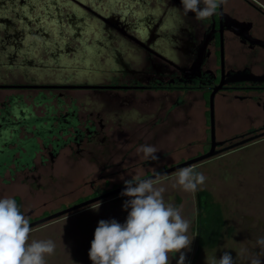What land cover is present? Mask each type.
Instances as JSON below:
<instances>
[{"label":"flooded vegetation","instance_id":"1","mask_svg":"<svg viewBox=\"0 0 264 264\" xmlns=\"http://www.w3.org/2000/svg\"><path fill=\"white\" fill-rule=\"evenodd\" d=\"M64 1L58 3V20L52 25L55 30L44 24L38 31H26L23 21L27 25L32 23L28 15L34 11V5L38 7L36 2L26 11L17 7L16 0H8L10 10L0 12V91L14 92L0 107V152H14L6 172L22 173L25 175L23 183L42 178L35 176L39 170L35 163L39 152H47L49 160L55 164L61 151L70 150L73 158L80 161L78 172L84 174L85 188L90 187V192L78 199L85 202L117 189H110V183L127 169L110 173V169L125 164V158L119 163L113 162L114 154H118L110 144L113 124L110 116L114 105L122 111L129 110L138 102L155 103L162 99V95L157 94L171 92L176 95L172 111L186 112L192 105L186 96L202 93L206 100L213 88L224 82L215 98L217 110L221 106L223 113L229 115L232 103L238 102L243 113L250 114L254 109L264 111V11L261 7L249 4L245 8L238 0H226L212 17L198 21L194 14L183 13L180 0H145L143 9L135 4L132 11H128L124 3L108 0L97 5L86 0ZM73 2L88 13L80 17V9ZM38 11L46 13L45 9L38 8ZM42 17L39 15L37 22L40 23ZM87 19H94L98 26L90 28L85 23ZM78 23L83 25L78 26ZM90 35L93 45L88 47L85 37ZM106 54L110 57V75H105L103 80L79 81L74 76L51 78L50 72L78 74L86 70L92 73L98 70L97 60ZM70 55L74 60L65 61ZM89 58L94 62H89ZM244 71L245 75L237 76ZM250 74L262 79L237 81ZM70 90L88 94L83 102L71 96L66 104V93ZM22 92H35L27 95L28 99H33L32 106L26 105ZM206 104L210 116L209 101ZM41 106L45 109L43 116L35 111ZM216 126L215 120V130ZM263 132L264 123L225 141L223 147ZM21 133L25 134L24 138H20ZM262 140L264 138L238 149ZM32 141L30 149L28 143ZM31 152L35 153L32 162L25 160L24 163L23 157H30ZM45 158L46 155L41 158L43 166ZM105 185L107 187L98 192L99 187ZM109 200L112 199L106 201ZM37 210L32 208L25 213L30 224L63 211L47 215L44 212L34 217Z\"/></svg>","mask_w":264,"mask_h":264},{"label":"rangeland","instance_id":"2","mask_svg":"<svg viewBox=\"0 0 264 264\" xmlns=\"http://www.w3.org/2000/svg\"><path fill=\"white\" fill-rule=\"evenodd\" d=\"M69 1L71 0H66L64 3H68ZM86 1H89L90 3L94 2L97 5V3L102 0ZM35 2L38 4V7L28 15L32 23L27 25L26 21H23L25 24L23 26H25L26 31H38L37 29L40 25L44 24H49L51 26L55 25V22L58 20L59 11L57 9L58 4L54 7L52 6V0H24V2L23 0H16V5L17 7H23L28 11L30 10L29 5L33 3L35 4ZM106 2V0H103V4ZM238 2L245 8L249 7V4H253L257 7H261L264 11V0H238ZM73 3L74 5H77L75 2ZM10 6L11 4L8 0H0V12L10 10ZM38 8H40V10L45 9L46 13L44 12L42 14L41 11H38ZM77 8L80 9V17L88 13L85 8L79 5H77ZM39 15L43 16L40 23L37 22ZM85 23L93 29L98 26L94 19L90 21L87 19L85 20ZM77 25L81 26L83 23H78ZM68 26L70 25L68 24ZM52 29L55 30L53 26ZM40 39L42 41L43 37ZM92 39L93 37L90 35L89 37H85V41H88L89 44H85L84 40H81V42L89 47L93 45ZM28 40L30 41L31 39ZM28 40H26V42ZM60 46H62V44H60ZM129 56L130 53H128V57ZM64 60L72 62L74 57L72 55L66 56ZM89 60V62H94L90 58ZM97 61L99 63V67H97L98 70H94L92 73L82 70V72L78 74L75 72V74L70 72H50V75L52 80L58 79V76L61 77V79L72 78L74 76L77 77V80L79 81L100 80L101 78L103 80L105 75H110L108 71L110 69V57L108 54L102 55L101 59H98ZM22 93L25 97L26 105L32 106L33 99H28L27 95L29 93L34 94L35 92ZM12 94H14L12 91H0L1 108L2 103L11 97ZM66 94L67 97L65 103L69 104V97H75L77 100L83 102L87 97L88 92L70 90ZM157 95H162V99H158L157 103L166 101V103L172 104V100L176 97L175 93L171 92H163ZM198 95L199 93H195L191 96H186L185 99L187 102L197 105L199 102ZM208 95L206 97L207 102L210 99ZM54 104H56V102H54ZM148 105L149 104L146 103V107ZM216 106L217 101L215 99V120L217 117ZM198 108L199 106L197 105L196 109ZM146 109H148V107ZM234 110L235 109L232 108L231 113H233ZM35 111L40 116H43L45 112L44 106L35 108ZM160 114L161 113H159V115ZM236 114L244 115L246 113H242L241 109H239ZM250 114L255 115L247 121L243 118L242 120L238 119V121L241 122L233 123L231 118L227 122V129L224 132V140L219 139V136L222 134H219L217 132L218 129L216 128V140L220 142L231 140L245 134L249 130L259 128L264 122V111L254 109L253 111L250 110ZM207 116L210 125L209 113ZM131 117L134 118L132 121L134 120V122H136L135 120H137L138 114L131 115ZM167 117V112L160 115V118L164 120H167ZM175 120L176 117L174 121ZM168 122L169 121H165V123ZM253 122L258 124L257 127H250ZM113 129L110 130V141L112 139L111 133L116 131L115 127H113ZM116 129H118V127H116ZM240 129L243 131L241 132ZM200 131L201 130L197 131L196 137L198 138L193 145L179 143L165 152L161 161L157 160L156 163L137 167H130V163H125L120 165V168L110 169V173L120 169H127L120 173L118 178L112 179L109 186L110 189L125 186V181H135L139 177L142 178L146 176L149 172H156L157 170H162L164 167L169 168L170 166H175L205 153L209 149L208 143L211 140V132H208V140H205V138H202L201 140L200 138L202 135L198 136ZM24 137L25 134L21 133L20 138ZM43 155H46L45 166L41 164V158ZM73 155L72 151L63 150L55 164H52L48 158L47 152H39L35 160L39 170L35 173V176H40L42 178L38 179V181L29 179L26 183H23L25 175L20 172H14V174H11L7 171L4 176L0 177V198H14L20 207L21 212L24 214L32 208H37L38 210L34 217L42 216L44 212L46 215L52 212L55 213L83 202V199H78V197L87 195L90 192V187L85 188L83 180L84 174L78 172L80 161L74 159ZM225 155L213 159L210 162L199 166L195 170L196 172L203 173L207 178L205 183L200 186L198 190H206L212 194L215 200L222 205L226 219V229L221 242L214 250L201 256L197 260L195 259V247L197 236L196 216L198 211V190L192 193L184 192L180 189L173 190L171 185L176 179L175 174L159 180V183L168 190L165 193L166 198L170 197L171 202H173L176 207L182 208V215L191 221L189 235L194 239L190 245V250H182L186 257L185 264H213V259L216 258L219 260L224 252H229L233 257L235 264H250V254L252 252H259L256 240L258 237H264V142H258L242 152ZM180 157L183 159H180ZM121 160L122 159L120 158L117 159L116 163L121 162ZM165 164L170 166H164ZM39 185L41 188H39ZM106 187V185L100 186L98 192ZM127 199L129 198L118 196L112 200L101 203L98 209L90 206V208H86L81 212L36 227L30 234V239H50L55 242V253L47 257V264H92L88 253L90 251L91 242L94 239V233L98 226V222L101 220L110 221L115 219L117 222L123 224L126 220L128 211H130V209L126 211L123 208L124 202ZM45 202L47 205H43ZM179 255L180 253H177L172 256L170 258V264H177ZM262 264H264V260H262Z\"/></svg>","mask_w":264,"mask_h":264},{"label":"clouds","instance_id":"3","mask_svg":"<svg viewBox=\"0 0 264 264\" xmlns=\"http://www.w3.org/2000/svg\"><path fill=\"white\" fill-rule=\"evenodd\" d=\"M185 15L194 14L198 21L212 17L219 5L226 0H180ZM158 149L153 145H141L137 153L144 160H158ZM154 179L125 181L120 193L128 197L123 208L128 211L123 224L115 219L101 220L95 229L88 253L92 264H170V258L180 253L177 264H185L182 250H190L193 237L189 235L191 221L182 215L170 197L166 187L159 183L160 174ZM172 189L196 192L206 177L195 171V166L179 169L175 173ZM100 207V204L91 206ZM33 229L29 217L21 212L12 197L0 198V264H47V257L55 253L54 241L30 239ZM259 252H252L250 264H262L264 237L256 240ZM213 264H235L229 252L213 259Z\"/></svg>","mask_w":264,"mask_h":264},{"label":"crops","instance_id":"4","mask_svg":"<svg viewBox=\"0 0 264 264\" xmlns=\"http://www.w3.org/2000/svg\"><path fill=\"white\" fill-rule=\"evenodd\" d=\"M198 96L200 98L197 104L199 108L196 109L197 105L191 103L192 105L188 104L190 106H188L186 112L182 111L181 109H175L174 111H172V104L166 103V101L162 103H157V102L150 103L148 105V109H146L147 108L146 103L138 102L134 107H132V109L124 110V111L117 108V105H114L116 109L114 108V111L110 116V119L113 122L112 129L113 127H115L116 131L111 133L112 139L110 141V144L114 146L118 154L116 155L114 154L113 162L116 163L117 159L125 158V163H130L129 165L130 167H135L140 163L150 161V160L147 161L144 160L142 158L143 155L142 153H137V149L141 145L155 146L158 149L156 155L159 158L158 160L161 161L164 153L167 152L170 148L172 149L173 146H176L179 143L193 145L196 139L198 138L196 137L198 130H201L200 133L198 134V136L202 135L200 139L202 140V138H205V140H208L207 137L209 136L208 134L209 121L207 119L208 109L206 105V100H205V96L202 93H200ZM241 106L242 105L241 104L239 105L238 102H233L232 108H234L235 110L233 111V113L229 115H225L223 113L221 106L218 107L217 117H216V125H217L216 128L218 129L217 132L219 134H222L219 136V139L224 140L225 138L224 132L227 129V122L231 118L234 123V122H241L238 121V119L242 120L243 118H245V120L247 121L250 118H252V116L254 117L255 114H248V113L244 115L236 114L237 110L240 109ZM249 107H252V105L249 104ZM164 112H167L168 114L167 120L160 118V115L164 114ZM159 113L161 114L159 115ZM137 114L138 117L137 120H135L136 122H134V120L132 121V119L134 118L131 117V115H137ZM175 117L176 120L174 121ZM165 121H169V122L165 123ZM257 125L258 124L256 122H253L250 125V127H257ZM116 127H118V129H116ZM240 131L242 132L243 130L240 129ZM261 142H264V140L259 141V143ZM252 145H249L247 147L229 153L232 154V153L242 152L243 150L247 149ZM180 159L183 158L180 157ZM164 166H170V165L165 164ZM166 168L164 167L162 170ZM159 171H161V169L157 170L156 172H149L144 177H147V175L150 174L152 175ZM138 179H141V177H139Z\"/></svg>","mask_w":264,"mask_h":264},{"label":"water","instance_id":"5","mask_svg":"<svg viewBox=\"0 0 264 264\" xmlns=\"http://www.w3.org/2000/svg\"><path fill=\"white\" fill-rule=\"evenodd\" d=\"M237 23V22H236ZM245 71L244 72H238L237 73V76H240V75H245ZM262 77L261 76H257V75H254V74H250L248 76L245 77V79H239L237 81H246V80H261ZM225 83L224 82H221L218 86H215L212 90V93L210 95V100H209V106H210V132H211V142H210V150L206 153H203L201 155H198L192 159H189L187 161H184L182 163H179L175 166H172V167H169V168H166L164 170H161L157 173L160 174V179H164V178H167V177H170L172 175H174L179 169H182V168H185V167H189V166H195L198 167L202 164H205L206 162H209L227 152H230V151H233L235 149H238L242 146H245V145H248L249 143L251 142H254V141H257L261 138H264V132L259 134V135H255V136H252V137H248V138H244L242 139L241 141H238L237 143H234L230 146H227V147H223L226 142L225 141H217L216 140V133H215V98H216V95L217 93L223 89V85ZM219 147H223L221 149H219ZM155 176L154 174L152 175H149L147 177H144V178H141L139 180H148V179H154ZM136 182V181H134ZM125 189V186H122V187H119L117 189H114L104 195H101L99 197H96L94 199H91V200H88V201H85L81 204H78L76 206H73L71 208H68V209H65L61 212H58L56 214H53V215H50L48 217H45L43 219H40L34 223H31L30 224V227L32 229L36 228V227H40V226H43L45 224H48V223H51L55 220H58L60 218H63L65 216H68V215H71V214H74V213H77L81 210H84L94 204H97V203H100V202H104L106 200H108L109 198L110 199H113V198H116L118 196H121L120 193L122 191H124Z\"/></svg>","mask_w":264,"mask_h":264},{"label":"trees","instance_id":"6","mask_svg":"<svg viewBox=\"0 0 264 264\" xmlns=\"http://www.w3.org/2000/svg\"><path fill=\"white\" fill-rule=\"evenodd\" d=\"M33 148L34 141L28 143ZM13 151L4 150L0 152V174L3 175L8 167L12 164ZM35 153L31 152V156H24V163L26 161L32 162ZM26 160V161H25ZM22 161V160H21ZM22 162V163H23ZM4 163H7L4 165ZM31 165V163H30ZM202 166V165H200ZM199 167V166H198ZM196 167V168H198ZM195 168V170H196ZM198 199V211L196 219V251L195 259H199L201 256L210 253L221 242L226 229V219L222 209V205L219 204L212 196V194L206 190L197 191Z\"/></svg>","mask_w":264,"mask_h":264},{"label":"snow or ice","instance_id":"7","mask_svg":"<svg viewBox=\"0 0 264 264\" xmlns=\"http://www.w3.org/2000/svg\"><path fill=\"white\" fill-rule=\"evenodd\" d=\"M109 3H124L128 6V11H132V8L135 4H140L141 9L145 7V0H108ZM159 2V0H158ZM59 3V0H52V6L54 7ZM33 10H35V5L33 6ZM133 15H136V12H132ZM71 27V25H70ZM76 35H81L80 33H76Z\"/></svg>","mask_w":264,"mask_h":264}]
</instances>
